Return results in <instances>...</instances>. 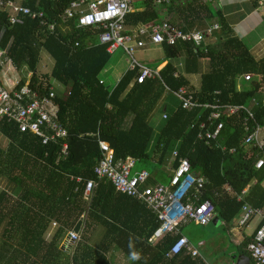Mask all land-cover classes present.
Masks as SVG:
<instances>
[{"label": "trees", "instance_id": "1", "mask_svg": "<svg viewBox=\"0 0 264 264\" xmlns=\"http://www.w3.org/2000/svg\"><path fill=\"white\" fill-rule=\"evenodd\" d=\"M71 1L20 0L32 10H42L44 18L24 17L23 23L17 24L11 23L8 13L0 8V31L5 28L2 45L10 42L8 53L24 74L21 85L29 71L33 73V87L42 80L49 84L51 80L59 81L56 82L59 88L53 86L60 106L58 121L67 128V137L44 143L41 135L20 131L15 121L0 119V136L7 141L5 146L0 144V175L8 177V187L0 190V230L5 237L0 245V264H79L78 259L109 264L107 246L89 247L85 234L71 250L73 255L62 247L69 230L82 218L87 228L96 224L104 226L108 244H114L128 256L136 252L138 259L132 260V264H208L202 254L166 256L179 234H184L185 224L180 226V233H168L154 240L160 220L145 203L118 192L105 178L97 180L86 198V180L97 178L94 167L102 156L100 138L113 148L116 160L132 156L137 166L148 169V183L164 181L166 174L171 175L168 165L175 168L179 157H187L191 169L206 178L199 201L210 199L215 207L214 215L221 223L232 224L246 202L253 207H264V165L259 169L253 166L254 157H249L243 143L247 134L243 125L246 111L223 118L219 136L207 144L198 134L200 124L207 121L213 109L203 110L199 106L185 109L172 93L185 86L201 103L214 104L219 99L222 103L245 105L264 126V96L259 92L261 82L257 79L258 75L264 76V54L256 56L242 38L228 36L232 27L220 8L212 10L215 0L185 3L173 0L168 5H157L153 0H131L132 10L125 16L130 31L139 24L163 19L168 11L178 7L208 24L215 17L221 26L208 35L213 40L207 41L205 37L200 45L193 41L159 44L167 60L160 77L138 83L135 80L138 68L128 69L112 85L104 76L112 54L106 44L99 42L101 29L77 27L76 19L69 21L71 27L65 32L60 28L61 15ZM248 2L251 8L264 5V0ZM42 20L56 21V30L50 32ZM43 50L54 62L48 73L39 74ZM181 57L184 72L176 75ZM202 60L208 64V70L201 74L199 88L191 87L185 74L200 72ZM161 63L158 59L150 66ZM246 73L254 78L240 79L239 89V76ZM171 97L177 99L176 106L170 108L168 118L162 119L165 101ZM161 102L160 116L153 118ZM155 120L159 123L158 132ZM207 128L213 130L214 125ZM65 141L67 153L63 154ZM231 148L234 150L230 151ZM175 149L179 157L174 158ZM78 176L82 179L77 180ZM239 195L242 199H238ZM51 221L59 226L47 241L45 233ZM253 232L243 231L245 237L235 244L233 253L247 254L255 264L248 250ZM192 239L190 236L191 242ZM225 255L230 262L223 264L233 262L228 253Z\"/></svg>", "mask_w": 264, "mask_h": 264}, {"label": "built area", "instance_id": "2", "mask_svg": "<svg viewBox=\"0 0 264 264\" xmlns=\"http://www.w3.org/2000/svg\"><path fill=\"white\" fill-rule=\"evenodd\" d=\"M131 0H72L65 8L62 17L61 29L65 32L70 29L69 21L77 20V27L92 26L99 28V42L107 45L109 53H115L118 49L124 51L129 60V69L138 68L135 80L138 83L146 79L160 77L161 66H149L138 60L134 53L144 49L149 44H175L178 41H193L200 45L208 34L220 27L218 22L208 25L203 30L187 31L179 25L171 23L169 18L157 20L154 23L139 24L133 30H128L125 16L132 10ZM154 3L171 4L173 0H153ZM187 0H178L185 3ZM0 8L8 13L11 23H23L24 17L44 18L42 10H32L20 2V0H0ZM43 23H47L42 20ZM57 23H47L50 32L55 31ZM5 28L0 31V119L15 121L20 131H30L42 136L43 142L57 138L67 137L66 126L58 121L60 106L56 101L55 80L50 84L44 80L33 87L31 85V71L26 73L25 82L20 70L9 55L10 42L3 46V34ZM78 44V43H76ZM178 72H175L177 75ZM254 78L251 73L242 74L239 79L250 81ZM257 79L264 82V76L258 75ZM261 82V83H262ZM47 88V89H46ZM46 89V90H43ZM240 89V88H239ZM169 91V87L167 88ZM47 92V93H46ZM172 93L179 99L185 109L203 107V110L213 109L207 117V121L200 124L198 138L209 144L217 139L224 126L223 118L246 111L243 117L244 129L247 134L243 140L247 147L249 157H254L253 166L257 169L264 165V126L255 120L253 111L245 105L222 103L215 99L201 103L194 99L187 87L181 86ZM253 100H255L253 98ZM162 119L168 118L167 111L162 113ZM253 121L254 123H250ZM214 125L213 130L207 128ZM102 156L94 168L96 179H107L118 192L132 196L153 211L160 225L154 232L152 239L156 240L168 233H180V226L188 221L198 225L208 224L214 216V204L210 199L199 201L203 192L206 178L191 169L187 157H179L178 150L172 152V157L178 158V165L173 169L168 183H148L150 172L147 169L135 170L136 159L127 157L124 160H116L113 148L107 141H99ZM219 145V144H217ZM225 149V146H221ZM231 148L230 151H233ZM62 153H67V142H63ZM77 177V180H81ZM96 179H87L85 197L92 192L97 185ZM230 190V187H227ZM244 192V190H243ZM240 199L242 197H239ZM262 218L263 222L254 229L253 239L248 244V250L256 264H264V210L244 203L235 224L239 227L248 226L255 217ZM56 225L55 222H53ZM81 236L79 232L69 230L68 249L74 250ZM180 253H190L192 256L200 255L199 249L189 240L185 234L172 243L166 256H174ZM233 264H236L233 262Z\"/></svg>", "mask_w": 264, "mask_h": 264}, {"label": "crops", "instance_id": "3", "mask_svg": "<svg viewBox=\"0 0 264 264\" xmlns=\"http://www.w3.org/2000/svg\"><path fill=\"white\" fill-rule=\"evenodd\" d=\"M216 1H219L220 5H221L220 9L222 10L224 17H225L226 21L229 23V25L232 27V32H230L228 34V36L229 37L238 36V37L242 38V40L247 44V46L251 49V51L256 56H261L255 52L258 50H264V5H259L256 8H251L248 0H215V1H213V4H216ZM163 14H165V12ZM165 15L167 18L174 20L176 22V24L179 25V27H182L183 29H186L187 31L203 30L208 25H211V24H208L209 22H205L201 19H198L197 17L194 16V14H191V12L184 11L181 7H178L176 9H174L173 11L172 10L168 11ZM210 22L215 23L218 21L214 17V19H211ZM218 23L220 24V22H218ZM219 29H220V27L215 29V30H219ZM208 35L206 36V39L209 37ZM120 51L122 53H124L123 50L120 49ZM143 51H145V52H143ZM150 51L157 54V56L155 57V59H153L152 62H155L158 59H161L162 63L159 64L161 67H163L167 63V60L164 59V55L162 53V50L160 49L159 44H149L148 43L144 49H141L138 52H143L145 54L146 52L150 53ZM111 54H112V56H114L115 53H111ZM123 56H124L123 61H122V59H118V60L115 59L116 61L114 60L113 63L117 64V66L119 68H121L122 70H124V73H125L129 69L128 68L129 60H128L127 56L125 55V53ZM182 57H184V55H182ZM182 57L180 58L181 60L179 62H177L176 72H178V73L184 72V68H183L184 67V61H182V59H183ZM111 61H112V58H111L108 66L104 72L105 73L104 76L107 78V80L109 82H110V80L108 78V74L111 73V68H112V67H110ZM140 61L143 62L141 59H140ZM113 63H112V66H113ZM147 65L150 66V64H147ZM208 67H209L208 64L204 60H202L200 72L185 74L186 77L188 78V80L190 81L191 87L199 88L201 74L203 72L207 71ZM20 74L22 75V77L24 76V74L22 72H20ZM25 77H26V74H25ZM119 79L117 80V82L119 81ZM56 82H59V81H56ZM56 82H55V84H56ZM237 85H238V88H240V89L242 88V83H241L240 79L238 80ZM56 86L59 88V86L57 84H56ZM263 87H264V82H262L260 87H259V92H261L262 95L264 96V88ZM162 103L163 102H161V105H162ZM165 103H166V101H165ZM175 106H176L175 104H172L173 108ZM164 109L169 114L170 109H168L167 104L165 105ZM155 122H156V124H154L155 125V131L158 132L159 131V127H158L159 123L156 120H155ZM1 138H3V137L0 136V144H1V146H5L6 144L2 145ZM3 139L6 143L7 142L6 139L5 138H3ZM100 140L104 141V139L99 138V141ZM130 157H132V156H130ZM140 169H146V168H138L137 163H136L135 170H140ZM173 169L174 168L172 166L168 165L167 171L170 170L171 175H172ZM171 175L168 176V181H169ZM91 179H95V178H91ZM158 182L162 183L163 181H158ZM164 184H166V183H164ZM5 187H8V177L6 174H4V175L1 174L0 175V190L2 188H5ZM227 187H229V186H227ZM227 187H226V189H227ZM246 190H247V188L244 189V192ZM84 194H85V191H84ZM239 197H242V196L239 195L238 199H240ZM258 208H261L264 210V207H258ZM239 214H238V216H239ZM237 217L234 219L233 224L236 227H238L239 229H235L234 227L232 228L234 230V232H233L234 236H232V239H233L235 244L240 243L244 239L245 234L243 233V231H245L247 234H251L254 231L255 227H257L258 223L262 220V218L255 216L250 221L248 226L239 227L235 224ZM53 222H55L56 225H54ZM191 222H193V221H188L184 224H192ZM194 225H198V224L194 223ZM58 226H59V224L56 221H51L50 226L45 233V239L47 241H49L53 237V234H54V232ZM79 233H80V236L85 234L86 245H88L89 247L96 248V249H104L107 246V248H106L107 252L105 254L107 256L109 264H132V260L129 258L128 255H126L124 252H122L121 249L116 247L114 244H108L109 239L105 240V227L104 226L96 224V225H93L91 228H87V227H85V223L83 222V218H82V223H81ZM189 233H191V234H187L184 232V234L188 238H190V236L194 237L192 230H189ZM67 235H68V233H67ZM67 235L64 238L61 245L67 252H69V253H71V255H73L72 252L68 249L70 244L68 243ZM2 242L3 241H0V245L2 244ZM234 254L235 253L232 252L231 258ZM236 254H239V253H236ZM200 255H201V253H200ZM204 258L206 259L207 263H209L207 258L206 257H204ZM78 261L80 262L79 264H93V259H86L85 261L82 259H78ZM233 262H235V261L233 260Z\"/></svg>", "mask_w": 264, "mask_h": 264}, {"label": "rangeland", "instance_id": "4", "mask_svg": "<svg viewBox=\"0 0 264 264\" xmlns=\"http://www.w3.org/2000/svg\"><path fill=\"white\" fill-rule=\"evenodd\" d=\"M212 6H213L212 10L214 9L216 11L217 8H220L221 5L218 1H216V4H213ZM206 40L207 41L213 40V38L208 37ZM117 51H116L117 53L115 52L114 56H112V61L110 66L112 67L111 73L108 74L110 83L113 85L116 84L117 80L124 73V70L119 68L117 64L113 63L115 59L117 60L122 59V61L124 60V56H123L124 53H122L120 49H118ZM143 52L136 51L134 53V56L139 60L141 59L146 64H151L153 59H155V57L157 56V54L151 51L150 53L146 52L145 54ZM255 53H257L258 55H263L264 50H258ZM53 62H54L53 58L49 56V53L43 50L41 53V60L38 66V73L39 74L48 73L53 66ZM175 102H177V99L174 97H171L169 100H167L166 104L168 109H170L172 107V104H175ZM161 111H162V105H158L153 118H158L160 116ZM154 124H156V122ZM1 141H2L1 142L2 145L6 144L3 138H1ZM138 168H141V166H138ZM167 178L168 176L166 174L165 179L163 181L164 183H168ZM214 220H219V218L216 215H214L212 221L206 225H194L193 223L185 224L184 232L187 234H191L189 233V230H192L194 234V237L192 239L193 244L199 249L200 253L207 258V260L209 261L208 264H223L225 262H230V259L227 257V255H225V253H228L230 256L232 255V252L234 251V247H235V243L232 239V236H234L233 235L234 230L232 228L233 227L235 229H239V228L236 227L233 223L225 224L224 222L223 223L220 222L218 225H216L214 223ZM1 231L2 230H0V232ZM4 239L5 237H3L2 234L0 233V241H3ZM232 263L233 262L228 264H232Z\"/></svg>", "mask_w": 264, "mask_h": 264}, {"label": "water", "instance_id": "5", "mask_svg": "<svg viewBox=\"0 0 264 264\" xmlns=\"http://www.w3.org/2000/svg\"><path fill=\"white\" fill-rule=\"evenodd\" d=\"M220 222V220H214V223L216 225H218ZM81 223H82V219H80L76 225L74 226L73 230L75 232H79L80 231V227H81ZM67 239H68V235H67ZM232 259L235 261L236 264H253L251 261V258L249 255L244 254V253H239V254H234L232 256ZM256 264V263H255Z\"/></svg>", "mask_w": 264, "mask_h": 264}, {"label": "clouds", "instance_id": "6", "mask_svg": "<svg viewBox=\"0 0 264 264\" xmlns=\"http://www.w3.org/2000/svg\"><path fill=\"white\" fill-rule=\"evenodd\" d=\"M129 258L131 260H136V259H138V254L136 252H131L129 255Z\"/></svg>", "mask_w": 264, "mask_h": 264}]
</instances>
